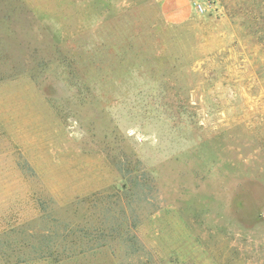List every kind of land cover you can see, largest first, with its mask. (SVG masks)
Wrapping results in <instances>:
<instances>
[{
  "label": "rangeland",
  "instance_id": "374dc122",
  "mask_svg": "<svg viewBox=\"0 0 264 264\" xmlns=\"http://www.w3.org/2000/svg\"><path fill=\"white\" fill-rule=\"evenodd\" d=\"M191 1L0 0V264H264V0Z\"/></svg>",
  "mask_w": 264,
  "mask_h": 264
},
{
  "label": "trees",
  "instance_id": "16d2710c",
  "mask_svg": "<svg viewBox=\"0 0 264 264\" xmlns=\"http://www.w3.org/2000/svg\"><path fill=\"white\" fill-rule=\"evenodd\" d=\"M135 170V167H133ZM119 171L122 173L123 178L125 179V182L127 183L124 186V194L125 197H116L115 204L122 200L126 199L127 201L132 198L133 195V190L136 187L137 183V177L138 175L135 176L133 175L134 170H130L128 166H118ZM130 205H133L131 202H127V204L124 207H131ZM68 229H70L69 225H66ZM116 228V227H115ZM113 228V231L115 230ZM73 231V228L70 229ZM82 232V230H80ZM70 234H60L56 235L51 238L47 239H42V242H45L41 245L40 248V254L39 256L41 259H45L49 256H52L55 261H61L65 259L66 257H69L71 255H76L80 253H85L88 250H93L97 246H105L108 244H101L100 240L102 239L101 237L97 236L91 244L92 240L88 239L89 234L86 233V235L82 234L83 237L81 239H72ZM73 237V236H72Z\"/></svg>",
  "mask_w": 264,
  "mask_h": 264
},
{
  "label": "crops",
  "instance_id": "0c3cea01",
  "mask_svg": "<svg viewBox=\"0 0 264 264\" xmlns=\"http://www.w3.org/2000/svg\"><path fill=\"white\" fill-rule=\"evenodd\" d=\"M191 0H163L162 11L168 22L183 24L192 14Z\"/></svg>",
  "mask_w": 264,
  "mask_h": 264
}]
</instances>
